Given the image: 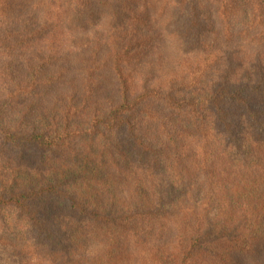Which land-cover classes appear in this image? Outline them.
Here are the masks:
<instances>
[{
  "label": "trees",
  "instance_id": "trees-1",
  "mask_svg": "<svg viewBox=\"0 0 264 264\" xmlns=\"http://www.w3.org/2000/svg\"><path fill=\"white\" fill-rule=\"evenodd\" d=\"M89 237L264 264V0H0V252Z\"/></svg>",
  "mask_w": 264,
  "mask_h": 264
},
{
  "label": "rangeland",
  "instance_id": "rangeland-1",
  "mask_svg": "<svg viewBox=\"0 0 264 264\" xmlns=\"http://www.w3.org/2000/svg\"><path fill=\"white\" fill-rule=\"evenodd\" d=\"M150 226L151 223L149 219H147L146 221H142V223L138 222L134 228L137 235V239L146 237L147 240H149V242L144 245V247L148 248V250L153 249L162 240L158 239L159 236H161V225H156L153 229H151ZM165 234L166 235L163 237V239L173 236L170 232L166 230ZM120 241L122 244V248H118V250H121L119 256L121 257V261L123 263L133 264L138 258L136 264H145L142 261L141 255L143 251H139L135 247H128L125 244L123 238ZM100 242L102 241H95L90 237L88 238V244L90 245L91 243L93 246L87 249L86 251L89 252L90 250L91 254H93L94 264H120L117 261V251L112 248V252L109 255L108 253L110 249L99 247ZM157 255L158 251L154 252V256H151L154 260V264H158L159 262L157 260ZM31 258L33 257L31 255L29 256V252H27V250L22 249L21 245L19 248L8 246V248L5 249L4 252H0V264H27V259ZM240 261H242V264H252L253 262L251 258L247 257H242Z\"/></svg>",
  "mask_w": 264,
  "mask_h": 264
}]
</instances>
